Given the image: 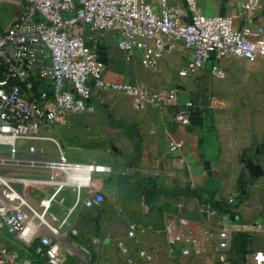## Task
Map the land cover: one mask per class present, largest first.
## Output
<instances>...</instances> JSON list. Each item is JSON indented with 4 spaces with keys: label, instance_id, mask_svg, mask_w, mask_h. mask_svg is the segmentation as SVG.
<instances>
[{
    "label": "built area",
    "instance_id": "2783aa9c",
    "mask_svg": "<svg viewBox=\"0 0 264 264\" xmlns=\"http://www.w3.org/2000/svg\"><path fill=\"white\" fill-rule=\"evenodd\" d=\"M14 1L20 3L19 13L5 28L0 26V147H6L9 160L14 161L19 142H30L28 151L34 153L37 141H50L58 149V158L41 164L51 173L50 179L60 174L65 179L53 193L41 198L36 208L16 186L18 182L31 186L32 181L0 172V240L6 235L17 240L13 246L0 242V264H35L31 252L47 264H61L62 249L46 231L51 229L44 219L55 194L63 184L78 191L81 186L88 187L92 172L109 169L66 158L50 135L61 115L90 109L93 89L128 93L136 106L143 102L155 107L174 106V117L182 124L189 123L193 107L190 101L175 102L176 88L140 89L103 81L102 67L97 63V37L111 32L115 46L130 55L139 50L140 63L148 69L156 68L166 52L181 44L189 59L179 70L180 76L208 65L210 72L221 78L224 72L219 62L226 57L259 62L264 67V0H239L232 14L203 13L199 0ZM102 201L103 195L95 193L83 203L90 207ZM235 201L230 197L227 203ZM199 212L209 218L219 216L222 221L238 219L208 202L201 203ZM255 227H262V223ZM251 228L236 224L231 229L204 230L205 241L210 239L213 244L215 263L229 264L234 234ZM134 233L135 225L131 224L128 235ZM163 234L170 246H179L182 255L203 253V245L190 231L181 208L166 221ZM247 264H264V241Z\"/></svg>",
    "mask_w": 264,
    "mask_h": 264
},
{
    "label": "crops",
    "instance_id": "0c3cea01",
    "mask_svg": "<svg viewBox=\"0 0 264 264\" xmlns=\"http://www.w3.org/2000/svg\"><path fill=\"white\" fill-rule=\"evenodd\" d=\"M238 2L239 0H199V8L206 14H232L236 11L235 5ZM97 51V63L102 67L101 78L103 81L130 85L140 89L176 88L175 102L177 104H183L189 100L197 101V105H193L191 109L189 123L187 124H182L175 119L176 108L174 106L151 107L143 104V106L136 109L132 98L110 89H93L89 105L92 111L107 110L122 115L126 121H130L132 115L138 113L144 115V119L150 123L154 130L151 138L142 134L140 140L133 138L127 140L131 142L127 145V158L125 159L126 161L134 159L135 162L131 167L135 171L138 170L141 176L150 174L158 178L162 177L168 182L171 180L178 181L180 186L181 183L187 180L193 185L215 192L217 195L215 200L225 199L227 201L230 197L237 199L240 192H246V199L244 198L235 209L238 214L237 220L231 218L228 221H222L219 216L209 218L195 211L196 217L193 221H195L197 235H194L197 238L199 237L198 240L203 245L202 254L182 255L179 246H170L167 243L165 235L155 240L159 244L160 242L164 243L163 245L169 256H167V260L172 264H216L213 259V244L211 242L205 243L204 230L231 229L236 224L251 226L258 221L260 213L264 211V74H251L252 68L254 72H263L259 68L262 65L259 62L248 65L233 60L238 68L235 70L236 74L229 75L227 78L224 76L208 83V86L212 85L214 90V99L208 101L207 105H210V103L214 105L212 115L216 138L214 142L216 150L218 149V156L214 161V166L211 167L213 162L202 160L203 150L201 148L205 149L207 147L201 142L200 131L206 118L211 116L208 111L205 112L204 107L201 108L200 106L201 103L205 104L203 93L208 86L199 79L197 81L193 80V78H196L195 75H198L205 67L193 74L194 77H191L192 75L180 76L178 72L186 65L189 52L181 44H178L162 56L156 68H145L140 63L139 50H134L133 54L130 55L117 48L111 32H105L97 37ZM229 58L234 57H226L221 60L222 64L220 66L222 68L229 69L231 67L229 60H226ZM130 130L134 131V129ZM133 135L135 134L132 132L130 137H133ZM170 142H176L173 149H170ZM29 144L30 142L18 143V151L14 161L9 160V150L6 147H0V155L8 153L7 158L0 156V172L14 178L31 180L30 188H32V191L20 182L16 183V186L34 207L39 208V200L53 193L58 185L57 183L64 181L65 178L60 174L55 177L56 183L48 184L47 181L49 180L38 175L41 173L40 171L49 172L41 162L58 158V149L56 153L53 147L55 144L50 141H37L35 147L38 151L34 153L28 151ZM39 149H43V151ZM66 158L72 162H94L108 166L100 161H80L70 159L67 156ZM29 160H35L37 163L32 165ZM250 162L258 167V175L252 174L248 170L247 164ZM4 164L8 166H26V168L20 170L26 175L14 173L16 170L11 167H2ZM112 176L113 174L108 173V170L92 172L91 185L88 187L81 186L79 191L71 184H63L55 194L46 215L54 207L55 198L58 196L62 203V210L74 211L72 218L78 221L82 213H87L92 207L98 205L94 204L88 207L83 203L84 200L91 199L95 193H101L105 200L109 198L110 189L101 184L111 179ZM38 180L42 183H38ZM240 180H242L243 186L240 185ZM44 186H50L52 189L49 192H42L40 188ZM78 195L79 201L76 202ZM68 197L70 198L68 199ZM187 198L180 196L176 200L190 201ZM180 208L190 221L189 214L194 211H189L191 208L184 204H181ZM171 217V214L165 217L163 226ZM46 221L56 230L52 223ZM77 224V226L82 227L80 221ZM60 228L66 244L70 246V244L76 242L75 237L70 235V233L72 235L76 234V230H71L69 233V227L63 224ZM189 229L191 232L193 231L191 223ZM256 229L255 231L251 230L249 234L252 235L253 248L259 249L264 241V227ZM9 238L15 237L6 235L0 242L8 246L17 243L16 240L14 244H8L7 240ZM62 252L64 255V251ZM74 252L76 250L69 251L70 254H74ZM31 253L35 264H43L42 260L44 258L42 256ZM229 253L230 250L228 252L230 264ZM64 264H72V262Z\"/></svg>",
    "mask_w": 264,
    "mask_h": 264
},
{
    "label": "rangeland",
    "instance_id": "374dc122",
    "mask_svg": "<svg viewBox=\"0 0 264 264\" xmlns=\"http://www.w3.org/2000/svg\"><path fill=\"white\" fill-rule=\"evenodd\" d=\"M19 10L20 3L18 1H0V26L5 28L17 16ZM226 60H229L231 66L229 69L222 68L220 66L222 61L219 62V67L222 68L226 78L229 75L236 74L235 70L238 69L233 60L251 65L250 62L244 59L229 58ZM259 66L261 65L259 64ZM204 67L205 69L200 71L198 75L196 74V78H193V80L197 81L199 79L208 86V83L220 77L213 75L208 65ZM259 68L263 72H254L252 68L251 74H264V68L262 66ZM191 75V77H194L193 74ZM204 91L203 101L205 104L201 103L200 106L201 108L204 107L205 112L208 111L211 116L206 118L202 126L207 125L208 133L206 138L214 142L216 140L212 118L214 105L213 103L207 105L208 101H213L214 99V90L212 85H209ZM116 92L132 98L136 109L143 106V104L146 106L150 105L143 102L136 106L132 95L122 91ZM189 101L192 105H197V101ZM150 106L152 107V105ZM210 117L211 119L209 120ZM130 129H134V131ZM132 132L135 135L130 137ZM142 134L148 138H151V135L154 134L152 126L144 119V115L135 113L132 115L130 121H126L122 115L114 114L107 110L92 111L91 109L83 112H64L61 115L60 121L50 132V135L57 140L67 157L80 161H100L108 165V173L113 174L111 179L101 184L110 189L109 198L106 200L103 198L101 204L95 205L87 213H82L78 221L72 218L74 211L68 209L62 210V203L58 196L55 198L52 210L47 213V217L44 216L56 228V232L46 229L53 234L62 251H64L61 264L66 262H72V264H172L167 260L169 256L163 245L164 243L160 242L159 244L155 240H158L160 236H164L163 223L165 217L169 214L176 216L181 204L191 208L189 211H194L189 214L191 219L189 224L191 223L192 225L193 235H197L195 221L193 220L196 217L195 213L199 212L202 201L195 197H188L187 199L190 201H177L179 197L170 195L168 192L189 186L205 192L207 197L211 195L216 198V193L204 187L193 185L187 182V180L181 183L180 186L178 181L171 180L168 182V180L162 177L158 178L150 174L141 176L138 170L135 171L131 167L135 162L134 159L126 161L125 158H127V145L131 142L127 140L131 138L140 140ZM175 144L176 142H170V149H173ZM208 145L205 149L201 148L203 150L202 160L213 162L211 163V167H213L214 161L218 156V149L216 150L213 147V143ZM53 147L57 153V148L54 145ZM0 156L7 158L8 153L1 154ZM208 165L210 166V164ZM2 167H11L16 170L14 173L26 175L20 171L26 168V166H8L4 164ZM40 172L38 175L41 178L49 179L51 176V173L48 171ZM26 188L32 191L30 186ZM40 189L42 192H49L52 187L44 186ZM218 201L224 202L223 204L227 205L225 199H218ZM79 221L82 227L77 226ZM257 223H262L264 227V211L260 213L258 221L251 225L253 231L257 230V227L254 228V225ZM62 224L69 227V233L71 230L77 231L73 235L70 233L76 239V242L70 244V246L63 240L60 228ZM131 224L135 225L133 236L128 235ZM249 232L251 230L239 231V234L243 233L246 235L244 249H242L241 241L237 237L232 242L229 249L230 264H247L254 249H256L253 248L252 235H247ZM195 237L197 238V236ZM7 241L8 244L12 245L16 242V239L9 238ZM208 242H211L210 239L205 241V243ZM71 250H76V252L70 254L69 251ZM42 263L47 264L45 259L42 260Z\"/></svg>",
    "mask_w": 264,
    "mask_h": 264
},
{
    "label": "trees",
    "instance_id": "16d2710c",
    "mask_svg": "<svg viewBox=\"0 0 264 264\" xmlns=\"http://www.w3.org/2000/svg\"><path fill=\"white\" fill-rule=\"evenodd\" d=\"M207 133H208V127L207 125H203L201 126V135H202V143L207 147L209 146L208 144H211L213 143V147H215V142L207 139ZM240 185L243 183L242 180L239 181ZM243 186V184H242ZM168 194L170 195H173V196H177V197H180V196H183V197H195V198H198L200 199V201L202 202H208L210 203L212 206H214L219 212L221 213H225V214H230L234 217H238V214L236 212V207L237 205L245 198V194L246 192L245 191H242L238 194V197L235 201V203L233 205H230L227 203L226 201V204H223L222 202L218 201V200H215V198L211 195H209L208 197L206 196V193L205 192H202L201 190H198V189H194V188H191L189 186L187 187H183V188H178V189H174V190H170L168 192ZM250 236V234H247ZM237 237V239H240L241 241V244H242V249L245 248V238H246V235L243 234V233H240L239 234V231L236 232L233 236V239H232V242H234V239Z\"/></svg>",
    "mask_w": 264,
    "mask_h": 264
},
{
    "label": "water",
    "instance_id": "95a60500",
    "mask_svg": "<svg viewBox=\"0 0 264 264\" xmlns=\"http://www.w3.org/2000/svg\"><path fill=\"white\" fill-rule=\"evenodd\" d=\"M247 168L252 174H255V175L259 174L258 167L252 164L251 162L247 164Z\"/></svg>",
    "mask_w": 264,
    "mask_h": 264
},
{
    "label": "bare ground",
    "instance_id": "6f19581e",
    "mask_svg": "<svg viewBox=\"0 0 264 264\" xmlns=\"http://www.w3.org/2000/svg\"><path fill=\"white\" fill-rule=\"evenodd\" d=\"M47 180H50V181H47V183L48 184H54V183H56L57 182V180H55V178L53 179H47ZM52 181V182H51ZM60 182H58L57 184H59ZM44 219H45V221H46V218L44 217ZM47 222V221H46ZM47 225H48V227L51 229V230H54L55 232H56V230L47 222Z\"/></svg>",
    "mask_w": 264,
    "mask_h": 264
}]
</instances>
